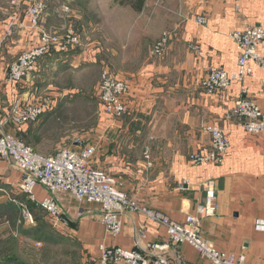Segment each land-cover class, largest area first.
Returning <instances> with one entry per match:
<instances>
[{
	"label": "crops",
	"instance_id": "0c3cea01",
	"mask_svg": "<svg viewBox=\"0 0 264 264\" xmlns=\"http://www.w3.org/2000/svg\"><path fill=\"white\" fill-rule=\"evenodd\" d=\"M138 5V0H91L84 9L91 14L86 19L88 25L106 31L101 66H108L132 86L128 112L118 118L103 114L96 129L84 136L85 143L98 145L94 165L112 174L120 189L136 196L141 206H150L177 222H184L195 212L196 205L204 201L205 186L214 182L219 208L215 217L202 220L204 236L220 251L244 254L248 264L263 263L264 232L257 231L254 222L264 218V132L251 135L226 114L244 91L264 112V69L253 64V75L234 83L221 98L205 93L200 81L211 67L236 72L238 51L229 34L244 25L264 27V0H144ZM25 7L26 3L15 8L10 0H0V134H16L38 152L49 155L78 136L63 138L62 128L54 119L60 100L72 97L70 92L82 86L69 83V90H74L66 91L54 85L55 75L78 81V72L57 75L51 71L48 77L44 72L59 68L69 58L81 60L87 51L45 57L39 70L21 83L5 82L10 64L37 40ZM96 13L101 15L94 24ZM201 15L208 18L206 25L197 22ZM76 17L80 18L78 14ZM11 21L16 29L8 34ZM44 21L56 31L65 29L58 12L48 11ZM166 30L173 31L171 44L162 57H154L151 51ZM194 43L200 45V53L191 47ZM130 44L136 47L131 49ZM258 49L264 55V42ZM43 88L51 90L55 106L39 122L16 129L4 121L15 97L34 99L46 93ZM207 125L225 128L231 149L223 164L196 166L189 156L210 147V134L202 130ZM71 145L74 147V142ZM147 149L152 166L144 157ZM22 176L13 162L0 159V190L14 188ZM181 184H185L184 189ZM49 194L42 186L35 187L38 201ZM55 199L63 210L64 223L76 235L70 236L80 242L86 260L100 257L103 245L131 250L141 249L147 241H168L166 227L142 213L123 214L122 232L115 237L99 220L98 204L70 195H55ZM3 207L0 213H5ZM142 229L146 238L140 241ZM166 254L172 264H209L188 243L169 245Z\"/></svg>",
	"mask_w": 264,
	"mask_h": 264
},
{
	"label": "built area",
	"instance_id": "2783aa9c",
	"mask_svg": "<svg viewBox=\"0 0 264 264\" xmlns=\"http://www.w3.org/2000/svg\"><path fill=\"white\" fill-rule=\"evenodd\" d=\"M10 3L15 8L26 3L25 14L29 18L30 29L37 32V40L10 64L5 82L19 84L39 70L45 57L67 54L82 45L80 35L71 28L62 33L47 29L44 21V0H10ZM197 22L206 25L208 18L204 15L198 16ZM9 29L8 34H12L16 23L11 21ZM173 37V31H164L151 51L152 56H163ZM230 37L236 43L238 69L231 72L219 67L210 68L200 83L204 92L218 98L225 96L234 82H242L252 76L253 64L264 69V55L258 49L259 44L264 42L263 26L244 25L231 31ZM191 47L200 53L199 44L194 43ZM97 90L107 115L118 118L128 112L131 85L119 79L107 66L103 69ZM54 106L55 99L51 94L37 95L30 100L17 96L11 102L4 121L19 129L24 125L39 122ZM226 118L236 120L251 135L264 132V112L256 100L246 97V91L234 102ZM205 131L210 134V147L190 154L191 163L196 166L223 164L231 149L227 130L211 125L205 127ZM73 142L76 147L71 145ZM71 144L63 145L53 154L45 155L16 134L3 133L0 134V159L13 162L22 171L23 176L15 188L42 207L53 226L60 227L64 223L63 210L55 195H70L81 202L98 204L101 209L99 220L115 237L122 232L121 217L128 211L142 213L148 219L160 222L166 227L168 235L167 242L147 241L141 244V249L109 248L103 245L100 247V257H90L89 264H172L166 254L167 248L169 245L178 246L183 243L192 245L209 264H248L244 254L236 256L220 251L211 240L202 236L201 220L217 214L218 197L213 182L206 185L204 202L197 205L196 212L188 214L184 222H177L150 206H141L136 196L120 189L112 174L106 169L96 167L94 157L98 151L97 144L85 143L83 137L72 138ZM144 157L148 166H152L149 149L145 151ZM37 185L50 193L42 201H38L34 195ZM183 188L184 185H181V189ZM24 216L26 221L34 222L29 210H24ZM254 225L257 231L264 232V218H257ZM145 238L146 233L142 229L140 241Z\"/></svg>",
	"mask_w": 264,
	"mask_h": 264
},
{
	"label": "rangeland",
	"instance_id": "374dc122",
	"mask_svg": "<svg viewBox=\"0 0 264 264\" xmlns=\"http://www.w3.org/2000/svg\"><path fill=\"white\" fill-rule=\"evenodd\" d=\"M44 1L46 4L45 15L48 13V11L49 13L55 11V13L58 12L59 15L63 17L64 22L62 23V26H64L65 29H62V32L71 28L80 35L82 45L72 50V52L74 54H78L84 51L85 48L87 51L85 53L86 55L81 57V60L74 61L69 58L68 62L62 61L61 64L58 65L59 68H57V66L54 68L52 67V69L50 68L44 72L47 75L46 77L51 76L54 72H57V75L62 72H78L81 76L77 77L78 81H71L70 76H66L63 79H60L56 75L54 76V85L59 86V88L61 87L60 89L66 88L63 89L66 91L74 90H69L67 87L69 86V83L82 86V88L76 89L74 92H70V94L73 95L72 97L69 96L60 100L62 102L57 104L58 107L55 111V114L57 115L55 116L54 121L56 125L58 124L62 128L63 138L72 134H77V137L84 138L86 133H90V130L96 129L99 123H101L103 114H107L105 109L102 108L101 100L97 90L104 69L101 66V58H104L105 56V48L107 47V44L103 42L102 36H104L106 31L103 27H90L91 25L89 26L86 22L87 18L90 19L91 14L90 12H86L84 9L87 7V5H89L91 0ZM77 14L80 17L79 19L77 17L75 18V15ZM99 15H101V13H96L97 20L92 19L94 24L98 21L97 16ZM47 29L52 32L56 31L51 27H47ZM61 31L57 32L60 33ZM112 46L116 45H110L111 48ZM128 47L134 49L136 46L130 44ZM67 56L69 57L72 55ZM86 69L88 70L86 71L87 74H85L86 72L84 74H80ZM51 71H53V73ZM206 76L207 74L204 77ZM118 78L125 80L119 76ZM127 82L130 84L129 81ZM43 90L45 89L43 88ZM45 91L46 93L44 94L52 95V93L49 92L51 90ZM205 127L202 130H205ZM226 158L227 156L225 157V160ZM181 185L185 186V184ZM15 186L11 189L4 188L3 190H0V204L4 206L2 209L5 210V213H0V264H87L88 260L85 258L82 245L80 242L75 240L76 235L71 232L69 228H67L65 223L61 224L60 227L53 226L46 211H43L39 205L38 206L40 209H35L32 214L34 222L26 221L24 210H29L28 201H34L26 194L19 192ZM216 215L210 217H215ZM36 218H42L46 225L43 226L41 221L37 222L35 220ZM202 220L201 229L203 234L204 231ZM37 224L40 225V227ZM30 229L31 232L28 231ZM44 234L45 236H43ZM72 234L75 236L71 237L70 235ZM202 236L206 239L204 234Z\"/></svg>",
	"mask_w": 264,
	"mask_h": 264
},
{
	"label": "trees",
	"instance_id": "16d2710c",
	"mask_svg": "<svg viewBox=\"0 0 264 264\" xmlns=\"http://www.w3.org/2000/svg\"><path fill=\"white\" fill-rule=\"evenodd\" d=\"M143 2H144V0H138V3L140 4V5H142L143 4ZM140 5H138L137 7H139ZM22 139V138H21ZM28 203H29V205H28V208H29V210H30V213L31 214H33V211L35 210V209H40V207L38 206V205H36V203H34V202H30V201H28ZM42 208V207H41ZM43 209V208H42ZM43 211H45L44 209H43ZM37 222H39V221H41V224L43 225V226H45L46 225V223L42 220V218H40V219H35ZM38 225V224H37ZM39 227H40V225H38ZM28 231H30L31 232V229L30 230H28ZM28 233V232H27ZM43 236H45V234L43 235Z\"/></svg>",
	"mask_w": 264,
	"mask_h": 264
}]
</instances>
